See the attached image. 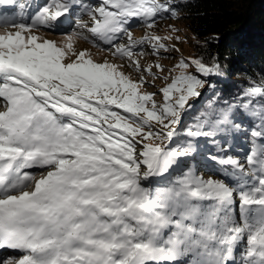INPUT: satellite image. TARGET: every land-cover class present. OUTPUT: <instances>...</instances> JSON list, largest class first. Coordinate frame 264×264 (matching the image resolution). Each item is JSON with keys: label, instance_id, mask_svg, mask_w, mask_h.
Returning <instances> with one entry per match:
<instances>
[{"label": "snow or ice", "instance_id": "1", "mask_svg": "<svg viewBox=\"0 0 264 264\" xmlns=\"http://www.w3.org/2000/svg\"><path fill=\"white\" fill-rule=\"evenodd\" d=\"M178 7L48 0L25 17L0 0V264H264V78L183 125L221 69L160 61L187 42L174 25L153 31ZM74 16L77 30L49 38ZM227 133L248 145L243 159L206 156L227 176L188 166Z\"/></svg>", "mask_w": 264, "mask_h": 264}, {"label": "trees", "instance_id": "2", "mask_svg": "<svg viewBox=\"0 0 264 264\" xmlns=\"http://www.w3.org/2000/svg\"><path fill=\"white\" fill-rule=\"evenodd\" d=\"M174 2L179 5L177 10L181 18L178 20H183L190 38V47L183 56L202 57L206 64H211L214 57L218 58L221 69L220 75L205 78L207 83L203 88L207 91L196 102L189 101L191 107L182 124L190 125L210 101H214L216 107L226 106L225 102L234 103L243 88L264 78V0ZM234 137H237V144L231 142ZM215 145L238 157L244 156L248 147L242 135L227 133L223 139L218 136L215 143L211 139L201 140L195 159H188L186 163L202 173L217 168L216 163L206 159L207 155L214 153L224 155L216 150Z\"/></svg>", "mask_w": 264, "mask_h": 264}, {"label": "rangeland", "instance_id": "3", "mask_svg": "<svg viewBox=\"0 0 264 264\" xmlns=\"http://www.w3.org/2000/svg\"><path fill=\"white\" fill-rule=\"evenodd\" d=\"M48 2V0H18V3H24L26 5L25 8V17H27L31 12H33L35 10L36 7L44 4ZM85 2H92V0H85ZM16 11L18 12L19 9H16ZM9 13H11V10H9ZM76 16H80L83 19H87L86 16L83 15L82 12H80L79 10L76 13ZM76 16L72 17L68 22H66L59 30L55 31V32H49L47 33V35L49 36V38L52 39H56L59 40L62 38L61 34L65 33V32H71L73 30H77L76 24H75V19ZM175 26L176 28H178L180 30L179 35L183 38H185V40L187 41L186 43H182L179 44L178 47L180 48V52L176 53H163L159 59L160 61L166 66V68H170L173 64H175L178 59L181 57V55H184L185 51L188 49V47H190L189 43H190V38L188 35V30H186V26L185 23L183 22V20H170L167 19V17L165 16L163 19H159L157 20V24L155 29H153V31L158 34V35H167L169 34V29L170 26ZM132 32L134 34V37L139 39L140 37H142L145 34L146 29L143 26H138V25H134L132 27ZM91 40V37H90ZM120 42H125L124 40H121ZM80 47L82 48H89L93 51L94 54H97V56L99 57L100 55H102V53H98L97 49L92 47V44L90 42L87 41H80ZM173 43H175L173 41ZM145 51H148V47L145 46ZM154 57H152L151 55H149L147 57V59L144 61L145 63H151L154 61ZM157 86H162V82L157 81ZM150 91H153L154 89H149ZM206 90V88L201 89V94ZM197 98H192L190 101L196 102ZM239 141V139H238ZM231 142L236 143L237 144V137L232 138ZM216 148V150L219 151V148L217 145L214 146ZM239 154L240 153H236ZM222 156V154H221ZM240 159H243V155H240L239 157ZM187 162V161H186ZM189 166V165H188ZM192 168H194V166H191ZM196 169V167L194 168ZM198 170V169H196ZM35 174L39 175L41 170L39 169H33L32 170ZM199 171V170H198ZM199 173L201 175H203L204 177H213V178H222L223 176H227L228 175V171L221 165L217 164V168L215 169H210L208 170L206 173H202L201 171H199ZM3 255H7V253L4 252Z\"/></svg>", "mask_w": 264, "mask_h": 264}, {"label": "bare ground", "instance_id": "4", "mask_svg": "<svg viewBox=\"0 0 264 264\" xmlns=\"http://www.w3.org/2000/svg\"><path fill=\"white\" fill-rule=\"evenodd\" d=\"M0 254H2V255H3V254H4V252H2V250H0Z\"/></svg>", "mask_w": 264, "mask_h": 264}, {"label": "water", "instance_id": "5", "mask_svg": "<svg viewBox=\"0 0 264 264\" xmlns=\"http://www.w3.org/2000/svg\"><path fill=\"white\" fill-rule=\"evenodd\" d=\"M207 91V89L201 94V96Z\"/></svg>", "mask_w": 264, "mask_h": 264}]
</instances>
